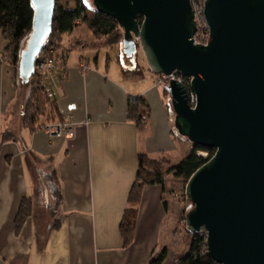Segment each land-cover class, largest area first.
<instances>
[{
	"label": "crops",
	"instance_id": "0c3cea01",
	"mask_svg": "<svg viewBox=\"0 0 264 264\" xmlns=\"http://www.w3.org/2000/svg\"><path fill=\"white\" fill-rule=\"evenodd\" d=\"M81 26L63 35L59 51L66 56L57 66L56 86L50 87L60 117L72 125L70 136L49 137L42 128L30 130L21 124L28 84L17 86L13 64L2 58L7 40L0 34V264H150L169 249L173 195L167 196L165 178L164 187L142 189L129 244L123 242L120 225L138 155L162 157L172 165V158L181 160L192 145L185 141L181 146L184 139L174 136L170 110L154 74L132 78L111 69L109 57L100 64V49L114 44L88 46L96 39ZM115 44L123 53L122 42ZM78 49L91 50L92 55L70 59L68 53ZM130 95L145 101L148 120L142 128L128 114ZM5 132L14 138L4 139ZM50 172L59 202L44 186L42 173ZM25 199L29 215L16 230Z\"/></svg>",
	"mask_w": 264,
	"mask_h": 264
},
{
	"label": "water",
	"instance_id": "95a60500",
	"mask_svg": "<svg viewBox=\"0 0 264 264\" xmlns=\"http://www.w3.org/2000/svg\"><path fill=\"white\" fill-rule=\"evenodd\" d=\"M30 1L21 84L34 72L55 6ZM92 6L117 20L127 57L140 45L152 74L189 78L192 105L184 84L169 82L174 127L192 146L214 153L185 183L193 206L186 228L205 232L218 264H264V0H205L209 39L200 45L192 39L190 0H92Z\"/></svg>",
	"mask_w": 264,
	"mask_h": 264
},
{
	"label": "trees",
	"instance_id": "16d2710c",
	"mask_svg": "<svg viewBox=\"0 0 264 264\" xmlns=\"http://www.w3.org/2000/svg\"><path fill=\"white\" fill-rule=\"evenodd\" d=\"M53 11L52 25L48 32V36L42 44V50L37 55V61L52 58L55 60V63L58 62L57 64H60L66 56L65 52H63L64 50L59 51L62 47L61 41L63 35L72 32L80 24H83L96 39L95 42L87 44L88 46L90 45L98 49L101 46H111L112 44L119 43V41L121 42L122 34L121 31H119L120 27L117 20L102 12H97L93 6L90 7L84 0H73V5H63L60 4L58 0H55ZM33 16V6L30 0H0V32L7 39L2 58H9L7 60L10 64H13V58L16 60L18 59L17 68L20 61L22 41L26 34L31 32ZM138 19L139 21L142 20L140 17ZM27 84H29V93L25 99L26 102L22 111V124L30 130H35L45 126L47 122L58 120L60 111H58L57 100L52 93V89H50L47 84H42L37 72H34V74L29 77V82ZM183 84H185L188 94L191 95L187 78L184 79ZM163 93L166 94L164 91ZM128 97V114L139 128H142L147 122H144L142 119V115H147L148 111L145 101L142 97L137 95H130ZM173 134L176 139L181 137L179 134H176L175 131ZM3 138H14V135L5 132L3 133ZM188 150L189 151L178 163H172V165L162 157L160 159H155L142 153L138 155L136 178L129 192L128 207L126 208L120 225V231L125 244H129L133 236V229L136 222L135 218L137 215L136 206L140 201L142 189L150 185L164 187L163 166L168 165L165 172L173 173L176 178L187 181L194 173V170L205 163V160L198 155V151L206 150L209 155L214 153V149L207 147L203 148L198 145H193ZM47 175L51 178L50 180L47 179L50 181L48 188L51 190V194L55 201L59 202V189L52 183L55 176L53 173ZM29 210V199H25L22 201L17 212L18 214L15 220L16 230H19L25 216L29 215ZM58 225L59 222L53 224L54 227ZM205 238L206 235L203 230L197 233H190L191 240L188 245L187 253L180 255L173 264H218L210 254H208ZM166 254V250L162 251L160 255L152 259L149 263L162 264Z\"/></svg>",
	"mask_w": 264,
	"mask_h": 264
},
{
	"label": "rangeland",
	"instance_id": "374dc122",
	"mask_svg": "<svg viewBox=\"0 0 264 264\" xmlns=\"http://www.w3.org/2000/svg\"><path fill=\"white\" fill-rule=\"evenodd\" d=\"M86 3H88V5L91 7L92 6V0H84ZM58 2L60 4L63 5H73V0H58ZM80 29L82 31L85 32V30L87 31V29H85V26H81ZM119 31H121L122 34V30L119 29ZM1 34V32H0ZM2 35V34H1ZM3 36V35H2ZM29 34H26L25 38L22 41V45L26 42L27 38H28ZM5 38V36H4ZM6 39V38H5ZM7 40V39H6ZM120 42V41H119ZM21 45V46H22ZM119 44H114L111 47L108 48H102L100 49V51L98 52L99 54V63H103L105 61V59L107 57H109V64L111 65V69H117L118 71H120V73L126 71L128 72L127 74L132 75L134 78L135 75H138L140 73H143L145 75L146 72H150L148 63H146V59L144 56V53L141 51V47L140 45L137 46L136 49V54L134 56V58H130L127 57L126 55H124L125 53H120V48H119ZM51 51V50H50ZM91 50H72L68 53L70 59L75 60L79 55H92L91 54ZM125 56V57H124ZM7 58V56H6ZM9 59V58H7ZM7 59L4 58L5 61L9 62ZM14 59V60H13ZM12 63H13V69L15 71V80H16V84L17 86H20V79H18V68H17V63H18V59L16 60L15 58H13ZM123 60H125L126 62V66L124 64H122ZM37 62V60L35 61V63ZM58 63V62H57ZM35 65V64H34ZM59 67V64H58ZM34 72H37V70L34 68ZM33 72V74H34ZM38 73V72H37ZM151 74V73H149ZM41 74L38 73V77L40 78ZM48 85V84H47ZM28 93H29V84H28ZM27 93V95H28ZM24 98V103L21 109V119L20 122L22 124V116H23V108L25 105V99ZM164 100L165 103L167 104V106L169 107L170 110V115L172 117V126L173 129L175 131L176 134L177 133V129L174 127V112H173V108L171 106V102H170V96L166 93L164 94ZM48 123V122H47ZM42 128V127H41ZM179 139H184L183 137H179ZM185 141H188L186 139L182 140V142H180L181 146L184 143H187ZM188 144H190V142L188 141ZM175 158H172V162L173 163H178L179 159L174 160ZM168 167V165H164L163 166V174H164V178H165V185L167 187L166 192H168L169 195H167L168 197H172L171 200V213H170V217L172 218L171 222H172V229H173V233L172 235L169 237L170 241L168 244V251L166 256H169L166 259V264H173L176 259L180 256V255H184L187 253V249H188V245L190 243V233L188 231L187 225H186V221H185V213L187 211H189L190 209L193 208L191 202L188 200L187 195H185V186H186V181H183L181 179L176 178L173 173H169V172H165L166 168ZM51 174V172L49 173V175ZM46 176V179H45ZM42 178L44 179V186L46 188H48V184L50 183V179L48 175H45L42 173ZM49 179V180H47ZM52 183L55 184V179L52 180ZM40 185V184H39ZM41 187V185H40ZM42 189V188H41ZM49 190V188H48ZM172 194V195H171ZM170 252V253H169ZM162 253V252H161ZM160 253V254H161ZM158 254V255H160ZM157 255V256H158ZM156 256V257H157Z\"/></svg>",
	"mask_w": 264,
	"mask_h": 264
},
{
	"label": "built area",
	"instance_id": "2783aa9c",
	"mask_svg": "<svg viewBox=\"0 0 264 264\" xmlns=\"http://www.w3.org/2000/svg\"><path fill=\"white\" fill-rule=\"evenodd\" d=\"M204 1L205 0H190V5H192L193 16L195 27L197 28L192 39L195 44H205L208 42L209 37V29L206 24L205 16L203 15L204 9ZM58 64L55 63V60L52 58H46L42 61H37L34 65V68L37 70L40 76V81L42 84H48L49 87L56 86L57 81L59 79V75L56 73ZM82 68H85L84 64H80ZM187 78L180 73H172L164 75V74H157L154 75L155 84L160 85L162 90L169 95L170 92V79L176 80L183 84L184 79ZM188 83H189V78ZM190 85V83H189ZM185 86V84H184ZM189 95V103L192 105L194 104L195 96L194 94L190 93ZM142 119L146 122L147 115H142ZM42 130L47 134L49 137L59 136L63 134L64 136L72 135V125L68 121V119L63 116L58 118V120L53 122H48L45 126L42 127ZM198 155H200L204 160H207L212 155H209L208 151H198Z\"/></svg>",
	"mask_w": 264,
	"mask_h": 264
}]
</instances>
